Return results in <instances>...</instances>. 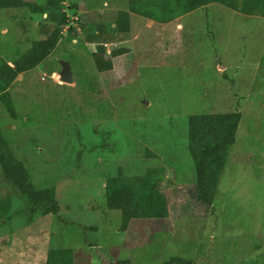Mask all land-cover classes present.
I'll return each instance as SVG.
<instances>
[{
  "label": "rangeland",
  "instance_id": "rangeland-1",
  "mask_svg": "<svg viewBox=\"0 0 264 264\" xmlns=\"http://www.w3.org/2000/svg\"><path fill=\"white\" fill-rule=\"evenodd\" d=\"M185 1L62 0L58 16L77 28H64L50 54L6 88L14 118L0 96L3 137L61 208L31 210L0 168V264H50L60 250L67 264H161L175 255L264 264V16L241 12L246 0H211L180 15ZM45 2L2 0L0 60L11 65L53 24ZM132 7L157 18L175 7L177 17L160 22ZM120 11L130 13L126 33L113 30ZM122 47L111 70L97 71L92 52L110 57L107 48ZM61 58L74 70L71 84L54 76ZM235 113L234 142L208 174L213 202L201 203L189 144L216 139ZM109 179L138 197L158 183L163 216L123 226L106 204Z\"/></svg>",
  "mask_w": 264,
  "mask_h": 264
},
{
  "label": "trees",
  "instance_id": "trees-1",
  "mask_svg": "<svg viewBox=\"0 0 264 264\" xmlns=\"http://www.w3.org/2000/svg\"><path fill=\"white\" fill-rule=\"evenodd\" d=\"M211 0H187L180 11V15L188 12L196 7L205 5ZM62 0H46L45 6L50 10L47 16L48 21L53 22L51 25H44L41 33L42 38L32 43L30 48L9 65L8 62L0 60V96L4 101L8 114L14 118L15 112L7 100L6 88L12 83L16 76L24 71L30 70L37 66L50 52L56 47L61 37L62 30L68 25V17L65 13L57 14L58 8ZM249 3L246 6L244 2L240 11L246 14H257L264 16V0H246ZM4 6L0 0V7ZM172 7L165 17L157 18L153 10H137L132 7L131 11L141 16L156 19L160 22L173 20L175 17ZM238 10V9H237ZM114 31L117 33H126L130 29V13L129 11H120L114 21ZM82 26L83 24L80 23ZM68 31H74V27L68 26ZM102 32V31H101ZM101 47V46H99ZM99 51L92 52L94 65L99 72L111 70L113 67L112 57L119 56L128 51L122 47L113 49L110 57H105L102 48ZM200 117L190 116L189 120L193 122ZM240 115L235 113L231 120L227 123L221 122L216 126L219 136L214 140H207L201 145L195 143L189 144V151L194 161L196 176V198L199 202L210 205L214 199V189L208 179L210 168L215 165L221 167L226 150L234 142L236 128ZM199 132V130H198ZM0 168L5 178L23 194L28 202L31 210H40L47 214H58L60 211V203L54 198L53 190L50 188H37L29 181L28 170L23 163L14 155L7 141L0 131ZM157 184L142 185L140 197H138L135 189L118 179H109L105 184L106 204L109 209H115L121 212L124 224L126 226L130 218L141 217H161L163 213L159 209L164 205V197L159 192ZM64 251L60 250L50 264H67L63 256ZM128 264L129 261H119ZM189 259L180 256H171L161 264H190ZM130 264V263H129Z\"/></svg>",
  "mask_w": 264,
  "mask_h": 264
},
{
  "label": "water",
  "instance_id": "water-1",
  "mask_svg": "<svg viewBox=\"0 0 264 264\" xmlns=\"http://www.w3.org/2000/svg\"><path fill=\"white\" fill-rule=\"evenodd\" d=\"M59 68L54 73L56 80L60 83L71 84L73 82L74 70L70 64V60L67 58H61L58 61ZM159 187H162L160 184Z\"/></svg>",
  "mask_w": 264,
  "mask_h": 264
},
{
  "label": "built area",
  "instance_id": "built-area-1",
  "mask_svg": "<svg viewBox=\"0 0 264 264\" xmlns=\"http://www.w3.org/2000/svg\"><path fill=\"white\" fill-rule=\"evenodd\" d=\"M68 26H71V27H74V28H77V26L73 23V25H66L64 28H68ZM102 45V47H105L107 46V44L105 42H101L100 43ZM112 50H110L109 48H107V51H106V54H110Z\"/></svg>",
  "mask_w": 264,
  "mask_h": 264
},
{
  "label": "crops",
  "instance_id": "crops-1",
  "mask_svg": "<svg viewBox=\"0 0 264 264\" xmlns=\"http://www.w3.org/2000/svg\"><path fill=\"white\" fill-rule=\"evenodd\" d=\"M6 62H9V60H7ZM9 64H10V63H9ZM11 65H12V64H11ZM20 74H21V73H19L17 76H19ZM17 76H16V77H17Z\"/></svg>",
  "mask_w": 264,
  "mask_h": 264
}]
</instances>
